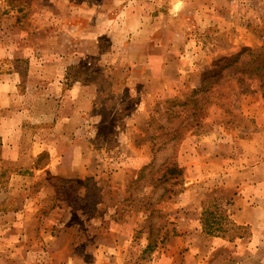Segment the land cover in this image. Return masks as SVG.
<instances>
[{
    "label": "rangeland",
    "instance_id": "374dc122",
    "mask_svg": "<svg viewBox=\"0 0 264 264\" xmlns=\"http://www.w3.org/2000/svg\"><path fill=\"white\" fill-rule=\"evenodd\" d=\"M263 48L264 0H0V264H264Z\"/></svg>",
    "mask_w": 264,
    "mask_h": 264
},
{
    "label": "trees",
    "instance_id": "16d2710c",
    "mask_svg": "<svg viewBox=\"0 0 264 264\" xmlns=\"http://www.w3.org/2000/svg\"><path fill=\"white\" fill-rule=\"evenodd\" d=\"M248 54L249 58L245 59L244 55ZM240 66L235 69L236 75H237V81L239 84H244L243 79H253V78H262L264 77V48L260 51H250V50H244L241 54H239L236 58V62H240ZM245 77V78H244ZM261 89L264 90V80L263 78L261 79ZM204 93H206V90H203ZM223 110L225 112L226 119L228 120L227 123L236 127L239 129L241 132L245 129L241 127V123L238 122L237 120H240L241 122H247L246 118L238 114L236 112V109L232 104H225L221 103ZM186 105V104H184ZM202 114L195 115V119L193 120L194 123H192V127H201L203 124V120L201 119ZM243 129V130H242ZM255 129L252 130V132ZM171 174L172 175H181V169L177 167V165L174 163V166L171 168Z\"/></svg>",
    "mask_w": 264,
    "mask_h": 264
},
{
    "label": "clouds",
    "instance_id": "9594fccd",
    "mask_svg": "<svg viewBox=\"0 0 264 264\" xmlns=\"http://www.w3.org/2000/svg\"><path fill=\"white\" fill-rule=\"evenodd\" d=\"M182 7V0H173V11H178Z\"/></svg>",
    "mask_w": 264,
    "mask_h": 264
}]
</instances>
